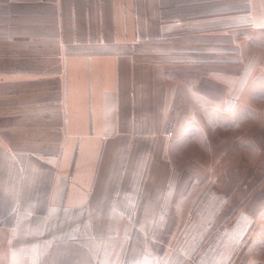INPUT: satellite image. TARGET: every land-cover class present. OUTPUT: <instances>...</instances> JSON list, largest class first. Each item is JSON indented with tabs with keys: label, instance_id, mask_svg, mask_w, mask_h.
Returning a JSON list of instances; mask_svg holds the SVG:
<instances>
[{
	"label": "crops",
	"instance_id": "crops-1",
	"mask_svg": "<svg viewBox=\"0 0 264 264\" xmlns=\"http://www.w3.org/2000/svg\"><path fill=\"white\" fill-rule=\"evenodd\" d=\"M263 37L264 0H0V264H237L255 218L172 158L170 77L237 108Z\"/></svg>",
	"mask_w": 264,
	"mask_h": 264
},
{
	"label": "rangeland",
	"instance_id": "rangeland-1",
	"mask_svg": "<svg viewBox=\"0 0 264 264\" xmlns=\"http://www.w3.org/2000/svg\"><path fill=\"white\" fill-rule=\"evenodd\" d=\"M170 78L185 89L169 116L172 158L196 186L215 181L230 194L228 212L253 214L252 242L237 264L264 261V59L237 108L226 107L230 93L212 73L188 68Z\"/></svg>",
	"mask_w": 264,
	"mask_h": 264
}]
</instances>
